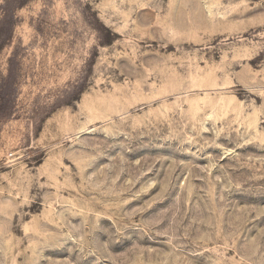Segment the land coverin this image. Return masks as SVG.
Listing matches in <instances>:
<instances>
[{
	"label": "rangeland",
	"instance_id": "1",
	"mask_svg": "<svg viewBox=\"0 0 264 264\" xmlns=\"http://www.w3.org/2000/svg\"><path fill=\"white\" fill-rule=\"evenodd\" d=\"M0 264H264V0H0Z\"/></svg>",
	"mask_w": 264,
	"mask_h": 264
}]
</instances>
